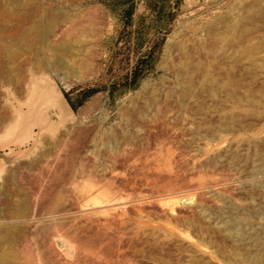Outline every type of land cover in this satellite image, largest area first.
<instances>
[{
    "label": "rangeland",
    "instance_id": "rangeland-1",
    "mask_svg": "<svg viewBox=\"0 0 264 264\" xmlns=\"http://www.w3.org/2000/svg\"><path fill=\"white\" fill-rule=\"evenodd\" d=\"M131 1L0 0V264H264V0Z\"/></svg>",
    "mask_w": 264,
    "mask_h": 264
},
{
    "label": "water",
    "instance_id": "water-1",
    "mask_svg": "<svg viewBox=\"0 0 264 264\" xmlns=\"http://www.w3.org/2000/svg\"><path fill=\"white\" fill-rule=\"evenodd\" d=\"M36 84L42 87V90L40 98L33 101L32 108L27 106L26 115L29 119L40 123L42 129L53 130L69 122L71 117H75V109L56 84L49 81Z\"/></svg>",
    "mask_w": 264,
    "mask_h": 264
},
{
    "label": "bare ground",
    "instance_id": "bare-ground-1",
    "mask_svg": "<svg viewBox=\"0 0 264 264\" xmlns=\"http://www.w3.org/2000/svg\"><path fill=\"white\" fill-rule=\"evenodd\" d=\"M37 25H31V27H30V31L31 30H36L37 29ZM47 31V30H46ZM210 34V33H209ZM2 36H3V33H0V41H3V38H2ZM5 36V35H4ZM9 36V35H8ZM8 36H7V38H8ZM211 36V35H210ZM42 37V36H41ZM5 38H6V36H5ZM42 39H43V37H42ZM169 47V46H168ZM5 50V48H3V47H0V53L1 52H3ZM166 50V49H165ZM5 52V51H4ZM8 52V51H7ZM8 56H9V58H10V60H11V62L14 60V59H16V57H17V53L16 52H14V51H9L8 52ZM161 66V65H160ZM159 67V66H158ZM187 73V72H186ZM33 77V76H32ZM43 81V80H42ZM31 84V86H30V89H29V92H28V96H27V98H28V107H30V108H32V104L34 103L33 101H36V100H38V98H40V94H41V90H42V87L40 88L39 86H35V84L34 83H30ZM17 103V102H16ZM36 103V102H35ZM62 105H60V107H61ZM20 106L18 105V107H13L12 109H13V112H14V114H15V116H16V118H19L21 115H20ZM11 109V110H12ZM63 110L64 111H66L65 110V108L63 107ZM72 118V117H71ZM74 118V117H73ZM73 120V119H72ZM72 120H69V121H72ZM155 127V126H154ZM60 128V127H59ZM166 130H168V129H166ZM46 133V132H45ZM41 136H43V135H41ZM179 136V135H178ZM40 138V137H39Z\"/></svg>",
    "mask_w": 264,
    "mask_h": 264
},
{
    "label": "trees",
    "instance_id": "trees-1",
    "mask_svg": "<svg viewBox=\"0 0 264 264\" xmlns=\"http://www.w3.org/2000/svg\"><path fill=\"white\" fill-rule=\"evenodd\" d=\"M109 10L120 17V20L128 26L133 13V3L131 0H105ZM69 101V99H68ZM72 107L74 105L69 101Z\"/></svg>",
    "mask_w": 264,
    "mask_h": 264
}]
</instances>
